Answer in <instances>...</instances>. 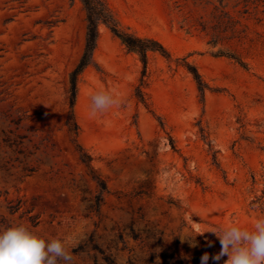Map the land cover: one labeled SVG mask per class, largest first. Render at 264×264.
Masks as SVG:
<instances>
[{"label":"rangeland","instance_id":"1","mask_svg":"<svg viewBox=\"0 0 264 264\" xmlns=\"http://www.w3.org/2000/svg\"><path fill=\"white\" fill-rule=\"evenodd\" d=\"M105 1L169 57L141 81L100 24L71 106L82 2L0 0V232L66 240L73 264H216L209 230L264 217V0ZM97 91L121 104L90 117Z\"/></svg>","mask_w":264,"mask_h":264},{"label":"clouds","instance_id":"2","mask_svg":"<svg viewBox=\"0 0 264 264\" xmlns=\"http://www.w3.org/2000/svg\"><path fill=\"white\" fill-rule=\"evenodd\" d=\"M90 100V117L121 104L120 96L111 91H97ZM208 232L215 234L221 244L220 252L211 257L216 264L225 256L224 264H264V217L258 218L251 230L230 224ZM209 259V254L204 253L200 264H208ZM0 264H73V256L66 240L46 241L18 225L0 232Z\"/></svg>","mask_w":264,"mask_h":264},{"label":"trees","instance_id":"3","mask_svg":"<svg viewBox=\"0 0 264 264\" xmlns=\"http://www.w3.org/2000/svg\"><path fill=\"white\" fill-rule=\"evenodd\" d=\"M84 5L87 13V31H86V45L82 57L78 64L70 74V93H71V106H73L76 93L77 83L79 76L94 61V51L99 39V25H105L114 37L119 39L121 43L130 52L137 53L142 63L141 81L146 76L148 53L159 52L165 57H169L167 49L158 41L152 38H142L131 32L129 29L123 28L105 0H80ZM192 73L198 84L199 90L204 91L203 81L196 68L192 67ZM201 257H197L192 263H185L181 260L178 264H200ZM166 264H175L170 257Z\"/></svg>","mask_w":264,"mask_h":264}]
</instances>
